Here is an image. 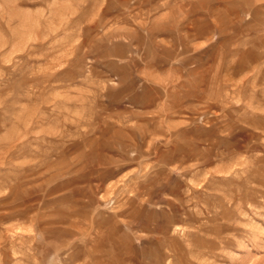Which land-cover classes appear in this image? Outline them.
<instances>
[{
	"label": "rangeland",
	"instance_id": "1",
	"mask_svg": "<svg viewBox=\"0 0 264 264\" xmlns=\"http://www.w3.org/2000/svg\"><path fill=\"white\" fill-rule=\"evenodd\" d=\"M0 264H264V0H0Z\"/></svg>",
	"mask_w": 264,
	"mask_h": 264
}]
</instances>
